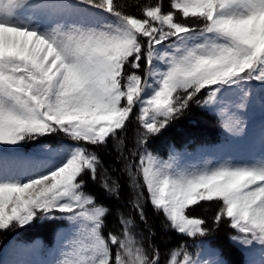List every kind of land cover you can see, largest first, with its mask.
Instances as JSON below:
<instances>
[{"label": "snow or ice", "instance_id": "obj_1", "mask_svg": "<svg viewBox=\"0 0 264 264\" xmlns=\"http://www.w3.org/2000/svg\"><path fill=\"white\" fill-rule=\"evenodd\" d=\"M129 7L0 0V230L56 229L66 220L75 234L66 243L56 229L58 264H162L160 250L145 249L122 213V233L105 235L109 208L86 190L90 179L119 198L99 156L114 142L150 236L145 202L163 215L165 230L196 241L195 253L181 242L163 264H232L212 240H197L224 223L247 249V264H264L252 258L254 245L264 246V125L258 155L247 162L186 167V152L173 145L165 160L152 146L193 105L214 111L234 137L247 135L241 110L259 104L264 116V0H170L167 11L158 0L134 5L140 15ZM133 119L139 128L127 149ZM213 201L209 225L194 213Z\"/></svg>", "mask_w": 264, "mask_h": 264}, {"label": "trees", "instance_id": "obj_2", "mask_svg": "<svg viewBox=\"0 0 264 264\" xmlns=\"http://www.w3.org/2000/svg\"><path fill=\"white\" fill-rule=\"evenodd\" d=\"M115 2V0H114ZM120 3L129 5L132 7L127 8L130 13L140 15L141 12L138 8L134 7L136 4H149L156 3L158 0H119ZM164 10H169L170 0H162ZM189 20L195 18H188ZM259 107V104H258ZM247 110V109H246ZM245 110V111H246ZM264 125V116L258 121L256 128L260 131L261 126ZM139 124L135 119L128 127L127 133L124 134L125 144L127 149L134 147L135 138ZM63 137L60 136L51 138L50 142L55 143ZM46 139V138H41ZM66 139V138H65ZM239 137L232 136L221 125L220 118L214 111H207L193 105L191 111H189L184 117L175 122L159 139L153 141V149L163 159H168L169 148L175 146L179 152H186V156H195L198 152H201L207 148H220L226 146L228 142H236ZM31 143V142H30ZM28 148L25 151H32ZM99 156L105 169L109 170V175L113 179H117L120 185L119 198L116 195H110L99 182H92L90 179L86 182V190L94 195L98 202L103 206L109 208V214L106 216V228L103 230L105 235L107 232L112 231L116 234H121L123 231V225L120 223V214L122 213L126 218H131L134 223L133 232L143 243L145 249L151 251L150 245H155L161 253L162 264L168 258L169 250L179 245L181 242L187 243L189 250L193 253L196 252L195 247H191L196 241L191 238H185L176 234L174 231L165 230L163 227L165 218L162 214H158L150 203L145 202V214L148 218V224L151 229L150 236L149 227H146L144 222L139 219L138 214L133 210L130 201L134 198V190L130 186V181L125 172L124 162L119 158L118 152L114 147V142H110L109 147L99 151ZM147 195V193H145ZM217 202L213 201L212 206H205V208L197 209L194 215H201L208 220V224H212L211 217L216 211ZM68 221H57L56 229L65 231L69 227ZM56 229L48 226H40L36 228H29L27 231L17 229L15 231H3L0 230V264H4L5 261L11 263L12 256L17 255L20 250L14 252L12 245L21 244L26 245V242L35 241L38 244L41 242H54L58 238L56 235ZM231 235H237L235 230L231 229L227 223H224L208 237L197 238L212 240L213 246L222 248L225 256L232 264H247L249 259L247 255V249L241 246L235 245L229 237ZM150 236V239H149ZM11 242V244H10ZM261 245H254L256 251L253 253L252 258L260 255Z\"/></svg>", "mask_w": 264, "mask_h": 264}, {"label": "rangeland", "instance_id": "obj_3", "mask_svg": "<svg viewBox=\"0 0 264 264\" xmlns=\"http://www.w3.org/2000/svg\"><path fill=\"white\" fill-rule=\"evenodd\" d=\"M246 131V130H245ZM247 135L244 136V138L247 140V145H249L250 149H247L243 147L242 149H232V150H226V151H220L219 154L209 153L206 154L199 159L193 160L192 162H185L183 165L186 167H202L207 163L208 161L212 162V165H215L216 163H223L225 160H230L235 163L240 162H247L250 160V158L253 155H258V147H259V140L256 137H251L248 132H246ZM70 234H67L65 238V242H70L73 238L75 232L74 228L69 231ZM63 259V256L60 252H55L54 257L50 261H55L56 264ZM264 260V256L259 259V261ZM45 261V262H50ZM258 261V262H259Z\"/></svg>", "mask_w": 264, "mask_h": 264}]
</instances>
